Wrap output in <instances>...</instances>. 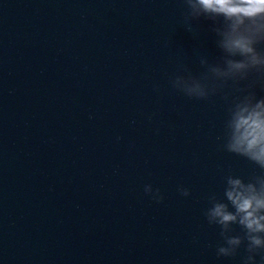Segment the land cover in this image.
<instances>
[{"label": "water", "instance_id": "obj_1", "mask_svg": "<svg viewBox=\"0 0 264 264\" xmlns=\"http://www.w3.org/2000/svg\"><path fill=\"white\" fill-rule=\"evenodd\" d=\"M185 12L182 0H0V264H239L216 257L202 210L224 175L254 165L218 149L219 97L169 85L220 54L210 21L189 30Z\"/></svg>", "mask_w": 264, "mask_h": 264}, {"label": "clouds", "instance_id": "obj_2", "mask_svg": "<svg viewBox=\"0 0 264 264\" xmlns=\"http://www.w3.org/2000/svg\"><path fill=\"white\" fill-rule=\"evenodd\" d=\"M184 19L191 24L210 21L219 56L203 57L200 71L180 66L169 77L172 90L183 96L207 101L219 97L225 114L218 149L254 165L247 177L229 171L222 177V194L209 193L202 215L209 226L219 229L217 258L239 264H264V0H182ZM145 195L162 202L160 190L144 186ZM181 196L190 192L178 187ZM243 253H240V250Z\"/></svg>", "mask_w": 264, "mask_h": 264}]
</instances>
